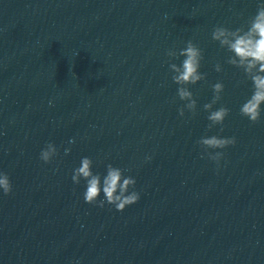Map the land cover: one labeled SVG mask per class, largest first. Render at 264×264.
Returning a JSON list of instances; mask_svg holds the SVG:
<instances>
[{
	"label": "clouds",
	"instance_id": "clouds-1",
	"mask_svg": "<svg viewBox=\"0 0 264 264\" xmlns=\"http://www.w3.org/2000/svg\"><path fill=\"white\" fill-rule=\"evenodd\" d=\"M212 39L217 41L221 48L227 49L231 55L227 58L226 63L243 71L247 80L251 81L252 94L241 105L240 113L247 117L248 120L255 124L261 121L262 113H264V3L258 5L257 13L247 22L246 26L236 29H230L224 26H217L212 32ZM169 58L178 59L184 57L180 65L169 63V69L172 73L171 79L179 87L177 95L181 101L186 103L178 109L181 117L185 115V111L196 114L197 100L193 93L189 90V85H195L199 81L206 79V74L199 71L203 53L201 49L192 41H188L186 47L177 51L170 49L167 52ZM217 72L223 71L221 64L215 65ZM213 97L211 102L205 103L203 109L209 113L207 116L208 130L216 126H221L226 117L230 113V109L221 106L214 109L221 100V93L224 91V84L216 82L212 85ZM75 141H70L74 143ZM236 138H221L219 136H203L197 144L202 149V157L207 156L208 159L214 161L219 167V163L224 156V152L220 151L230 145H235ZM71 149H65L67 155ZM58 155L56 146L49 142L44 149L41 150L40 159L44 163H51L53 157ZM146 159H151L147 157ZM93 160L89 157H83L80 166L73 169L72 181L79 185L81 180L86 183V190L83 194L84 201L90 205L103 208L112 205L117 211H123L127 206L137 203L140 199L139 192L135 191L136 180L132 176H125L124 169L114 167L108 164L106 174L93 172ZM130 189H132L130 191ZM0 190L4 195L11 194L13 186L10 177L5 172H0ZM101 193L103 199H100Z\"/></svg>",
	"mask_w": 264,
	"mask_h": 264
}]
</instances>
